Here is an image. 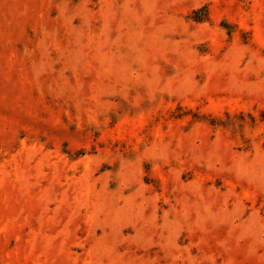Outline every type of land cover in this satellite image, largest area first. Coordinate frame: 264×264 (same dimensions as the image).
Wrapping results in <instances>:
<instances>
[{
	"label": "rangeland",
	"instance_id": "374dc122",
	"mask_svg": "<svg viewBox=\"0 0 264 264\" xmlns=\"http://www.w3.org/2000/svg\"><path fill=\"white\" fill-rule=\"evenodd\" d=\"M0 264H264V0H0Z\"/></svg>",
	"mask_w": 264,
	"mask_h": 264
}]
</instances>
